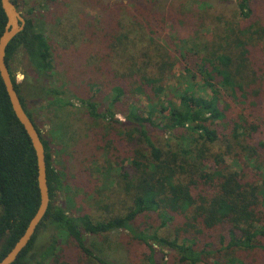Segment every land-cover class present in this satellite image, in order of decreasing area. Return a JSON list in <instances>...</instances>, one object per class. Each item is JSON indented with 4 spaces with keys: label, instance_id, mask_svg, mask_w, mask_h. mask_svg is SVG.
I'll list each match as a JSON object with an SVG mask.
<instances>
[{
    "label": "trees",
    "instance_id": "obj_1",
    "mask_svg": "<svg viewBox=\"0 0 264 264\" xmlns=\"http://www.w3.org/2000/svg\"><path fill=\"white\" fill-rule=\"evenodd\" d=\"M215 1L232 2L233 17L202 13L203 6L210 7L206 0H94L104 17L108 50L123 60L116 73L106 63L107 84L113 76L115 85L103 108L97 93L75 89L84 96L69 95L57 80L53 50L34 11L23 16L25 28L8 45L6 62L11 69L22 52L28 64L21 84L10 73L45 148L50 204L14 264H124L108 253L109 236L116 233L125 234L116 244L135 254L134 264H264V157H254L264 147V24L255 18L251 0ZM12 2L20 10L19 1ZM162 11L185 41L165 46L156 39ZM208 17L213 29L207 37ZM7 21L0 0V37ZM178 65L191 84L201 82L207 96L186 89L176 104L152 103L145 114L130 103L124 117L116 118L114 108L126 88L152 101ZM84 68L66 63L73 84ZM78 105L109 130L95 141L100 150L120 153L123 191L97 190L91 209L73 212V192L35 114ZM55 118L64 119L57 113ZM225 158L236 161L239 171L224 164ZM103 162L95 170L101 176L105 170L109 183L112 164ZM61 195L67 203L60 202ZM40 202L36 153L0 75V261L25 233Z\"/></svg>",
    "mask_w": 264,
    "mask_h": 264
},
{
    "label": "rangeland",
    "instance_id": "obj_2",
    "mask_svg": "<svg viewBox=\"0 0 264 264\" xmlns=\"http://www.w3.org/2000/svg\"><path fill=\"white\" fill-rule=\"evenodd\" d=\"M18 1L19 11L23 16L30 17L31 10L34 11L33 14L35 15L33 17L36 19V26L45 33L53 50L57 80L60 84L65 85L69 95L77 99L84 96L82 94L79 95L81 92L89 93L91 96L97 93L95 101L98 102L100 107H107L113 99L112 89L115 85H113L115 78L111 76L112 82L110 79L109 81L112 84H107L108 78L106 74L108 67L106 63L112 62V69L115 71L120 70L117 63H123V60L120 59L117 53H110L108 50L106 25L104 17L99 15L100 8L97 6V3L93 2L94 0ZM251 1L255 18L264 24V0ZM90 2H93L92 7L90 6ZM206 2L210 7L203 6L202 11L204 12L201 11L202 13L212 14L216 12L217 14L223 13L228 17H233V9L235 7L232 2L227 4H222L215 0H206ZM160 14L159 21L163 30H161L162 33L160 35H156V39L165 46L169 43L177 45L185 41L184 35L178 37L176 31L173 30L171 24L172 16L166 11H162ZM205 20V27L208 26L209 28L205 29L204 33L208 37L213 29L210 22L212 18L208 17ZM79 51H82L81 58L79 61L73 62L72 57H75L74 54ZM66 63H83L86 67L84 68L85 74L82 78H75V80L77 79L75 84H73L72 77L67 75ZM10 68L13 76L16 77V73L19 71L26 77L28 64L22 52L17 54ZM164 86L165 91L159 96L153 97L152 101L140 95V90L125 87L123 101H120L114 108L116 118L122 119L124 117L126 105L130 103L139 106L145 114L149 112L152 103L165 107L170 103L176 104L179 95L186 89L195 91L199 96H207V91H205L201 82L196 81V83L191 84L188 75L185 74L180 65H178L177 70L165 82ZM69 109L63 110V112L57 108L50 110L43 109L39 114L36 113L35 117L43 137L52 142L56 164L66 174L67 184L73 192L74 201L72 209L75 212L80 209H91L92 195H95L97 190L110 188L116 193H122L123 184L120 178L122 174L120 170L122 157L115 148L108 149L107 152L99 149L95 140L99 139L101 134L104 135L109 131L105 127L101 128L98 125L99 120H93L87 114V110L79 105L75 108L70 107ZM56 113L60 114L67 121L64 119L56 120ZM94 121L96 124H94ZM66 139L68 140L67 150L66 143L64 142ZM108 156L111 159H107ZM117 156L119 158H116ZM254 157L257 159L264 157L263 146L257 150ZM104 160H109L112 164L110 172L113 180L109 183L105 181V174L103 175L105 170L100 171L102 172V176L98 175V172L95 170V167L106 166L105 163L107 161L103 162ZM224 164L231 166L233 170L239 171L237 162L232 160V158H225ZM97 176H101L99 180L95 178ZM116 198L114 196V199ZM60 202L67 203V198L61 195ZM120 235L125 234L116 233L109 236V240L113 246L109 248L108 253L112 259L123 260L124 264H134L135 254L131 255L123 251L121 246L116 244ZM97 240L101 241V239ZM42 241L46 243L48 236H44ZM116 247L119 249L117 250Z\"/></svg>",
    "mask_w": 264,
    "mask_h": 264
},
{
    "label": "water",
    "instance_id": "obj_3",
    "mask_svg": "<svg viewBox=\"0 0 264 264\" xmlns=\"http://www.w3.org/2000/svg\"><path fill=\"white\" fill-rule=\"evenodd\" d=\"M1 4L8 21L4 33L0 37V75L11 101L14 113L26 130L34 147L38 161V182L41 196V202L38 211L30 221L25 233L15 244L12 250L6 255V257L0 261V264H14L34 238L38 227L40 226L48 211L50 198L47 181L45 148L38 130L21 104L19 95L12 80L10 69L6 62V51L8 45L19 33L24 30L26 19L17 9L12 0H1Z\"/></svg>",
    "mask_w": 264,
    "mask_h": 264
},
{
    "label": "clouds",
    "instance_id": "obj_4",
    "mask_svg": "<svg viewBox=\"0 0 264 264\" xmlns=\"http://www.w3.org/2000/svg\"><path fill=\"white\" fill-rule=\"evenodd\" d=\"M24 79H25V76H24V74L22 73V72H17L16 73V82L17 83H22L23 81H24Z\"/></svg>",
    "mask_w": 264,
    "mask_h": 264
}]
</instances>
